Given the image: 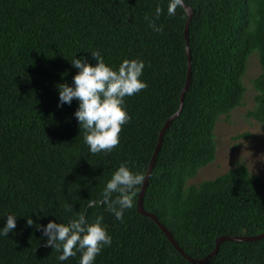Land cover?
I'll return each instance as SVG.
<instances>
[{
  "label": "trees",
  "instance_id": "trees-1",
  "mask_svg": "<svg viewBox=\"0 0 264 264\" xmlns=\"http://www.w3.org/2000/svg\"><path fill=\"white\" fill-rule=\"evenodd\" d=\"M190 24L192 75L183 111L167 130L150 176L144 210L158 217L180 247L204 259L221 236L264 233V177L245 164L199 184H189L217 156L215 129L222 116L244 105L249 61L256 105L248 114L264 128V0H184ZM168 0H0V227L9 214L17 227L0 237V264H61L41 230L50 220L67 223L85 212L103 215L113 241L95 264H197L135 206L123 222L103 207L88 208L121 163L145 176L165 123L180 108L189 60L188 13L167 14ZM162 14L154 32L145 16ZM100 50L105 62H145L148 87L125 97L131 121L110 153L92 154L74 113L77 100L58 107L57 85L72 83L70 61ZM247 135V134H245ZM240 137H244L241 135ZM36 225L27 226L30 217ZM63 264H79V253ZM205 264H264V239L221 244Z\"/></svg>",
  "mask_w": 264,
  "mask_h": 264
},
{
  "label": "clouds",
  "instance_id": "clouds-1",
  "mask_svg": "<svg viewBox=\"0 0 264 264\" xmlns=\"http://www.w3.org/2000/svg\"><path fill=\"white\" fill-rule=\"evenodd\" d=\"M184 7V0H168L167 14L176 15L178 8ZM162 14L157 6L154 17L145 16L148 26L156 33L163 32L156 20ZM91 58L74 56L71 65L78 69L72 83L57 85L59 93L58 107L79 102L74 113L80 129L84 131V143L92 154L110 153L120 144V134L132 117L125 107V97H131L148 87L142 79L145 62L142 59H124L117 66L105 62L100 50H91ZM182 94V93H181ZM146 181L142 172L133 171L127 163H121L111 178L105 183L99 198L88 199V208L103 207L116 220L123 222L125 212L134 208L133 197ZM103 215H97L94 223H89L86 213H75L67 223L50 220L46 225H36L30 217L26 224L41 230L46 246L55 249L57 260L63 262L79 253V264H95L96 258L113 241L108 229L103 224ZM17 227V216L9 214L0 227V237H8Z\"/></svg>",
  "mask_w": 264,
  "mask_h": 264
},
{
  "label": "rangeland",
  "instance_id": "rangeland-1",
  "mask_svg": "<svg viewBox=\"0 0 264 264\" xmlns=\"http://www.w3.org/2000/svg\"><path fill=\"white\" fill-rule=\"evenodd\" d=\"M260 74L259 59L253 56L244 79L247 88L244 105L234 110L230 116H222L219 119L215 129L216 159L201 169L189 184L215 179L225 174L236 163L245 164L252 174L264 177V128L256 119L248 116L256 105L257 93L252 80ZM241 135L244 137H240Z\"/></svg>",
  "mask_w": 264,
  "mask_h": 264
},
{
  "label": "water",
  "instance_id": "water-1",
  "mask_svg": "<svg viewBox=\"0 0 264 264\" xmlns=\"http://www.w3.org/2000/svg\"><path fill=\"white\" fill-rule=\"evenodd\" d=\"M184 8L186 9L187 13H188V22L186 25V31H185V38H186V43H187V56H188V60H189V69H188V77H187V83L182 91L181 94V103H180V108L179 110L171 117L167 120V122L165 123L163 129L160 132V136H159V141L155 150V153L153 155L152 161L150 163L149 166V170L147 172L146 175V181L143 184L142 187V191L140 193L139 196V201H138V210L141 214H143L144 216H148L150 218H152L158 225L159 227L166 233V236L169 238V240L171 241V243L175 246V248L182 254V256L184 258H186L188 261L192 262V263H197V264H205L207 263L210 259H212L219 251L220 246L222 243L229 241V242H255V241H259L264 239V233L260 234L258 236H221L217 239L216 241V248L215 250L206 258L204 259H194L191 256H189L178 244V242L175 240V238L173 237L172 233L167 229V227L161 223L158 219L157 216H155L152 213H148L144 210V197H145V193L148 189V185H149V180H150V176L152 174V170L155 166L156 160L158 158V155L161 151L162 148V144H163V140H164V136L167 132V130L169 129V127L171 126L172 122L180 116V114L183 111V107H184V100H185V96H186V92L190 86V82H191V75H192V56H191V51H190V38H189V34H190V24L193 18V10L187 6L184 2Z\"/></svg>",
  "mask_w": 264,
  "mask_h": 264
}]
</instances>
